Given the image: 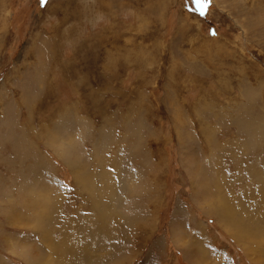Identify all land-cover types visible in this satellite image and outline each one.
<instances>
[{
    "label": "rangeland",
    "instance_id": "obj_1",
    "mask_svg": "<svg viewBox=\"0 0 264 264\" xmlns=\"http://www.w3.org/2000/svg\"><path fill=\"white\" fill-rule=\"evenodd\" d=\"M263 233L264 0H0V264H264Z\"/></svg>",
    "mask_w": 264,
    "mask_h": 264
},
{
    "label": "bare ground",
    "instance_id": "obj_2",
    "mask_svg": "<svg viewBox=\"0 0 264 264\" xmlns=\"http://www.w3.org/2000/svg\"><path fill=\"white\" fill-rule=\"evenodd\" d=\"M222 148V147H221ZM217 153V152H216ZM74 163V162H73ZM78 164V163H77ZM72 167L73 168H76V164H73L72 165ZM75 170V169H74ZM209 175V174H208ZM209 177H210V175H209ZM212 178V177H211ZM206 182H208V181H206ZM205 182V183H206ZM91 183H92V181H88L87 183H86V189L87 188H89V189H87L89 192H91L92 190H93V188L91 187ZM114 188V187H113ZM209 188V187H208ZM103 189L105 190V189H111V187L108 185V184H104L103 185ZM205 190V189H204ZM107 191V190H106ZM209 191V190H208ZM108 192V191H107ZM112 193V192H111ZM205 195V194H204ZM203 195V196H204ZM208 195L209 194H207L206 193V196H205V198H207L208 197ZM110 196H112V195H110ZM213 196H214V198H213ZM213 196H212V198L210 199V198H208V202H210L211 204H212V209H213V211L214 212H216V214L219 216V217H222L223 219H224V221H222V222H224V228L225 229H227V230H230V232L232 233L233 232V234L235 235V238H237V240H238V242H244V244L247 242V240H250V239H252V240H254V238H253V234H255V232L254 233H252L250 230H248V229H245V228H247V226L248 225H246V224H243L241 221L243 220V217L244 216H240L239 215V218H240V220H239V218H238V216H237V213H238V211H239V205H241V203H239V202H234L233 204H231L230 202H225L224 201V203L223 204H220V202H219V198H220V195L219 194H213ZM216 200V202H214ZM230 200V199H229ZM100 204V203H99ZM41 206H42V204H40ZM51 205V203H45V204H43V206L44 207H42V208H40V210H38V216H39V219L41 220V221H46V220H48V219H46V217H48V215H49V213H47V210H46V208H45V206H50ZM101 205V204H100ZM104 205H106V204H103V210H101L100 209V206H96V207H94V208H96V218H97V220H99V221H101L102 219L103 220H105L106 219V217H107V215H108V213H109V210L107 209L106 211L104 210L105 209V206ZM107 207H109L108 205H106ZM102 207V206H101ZM43 209H45V211L44 212H42L43 211ZM98 209V210H97ZM94 210V209H93ZM95 212V211H94ZM37 213V212H36ZM241 215H243L242 213H241ZM245 216H247L248 217V219L247 220H245L246 222L245 223H250V222H252L251 221V219H252V217H251V213L250 212H247L246 214H245ZM253 216V215H252ZM246 217V218H247ZM260 217V216H259ZM36 218H37V215H36ZM39 222V221H38ZM47 222V221H46ZM42 223V222H41ZM40 224V223H39ZM102 223H100V225H101ZM222 224V223H221ZM242 224L244 225V228H242L241 226H242ZM43 229L44 228H42V229H39L40 231L42 230V234L44 235V237H43V239L45 240V241H47V239H48V237H47V233L45 232V231H43ZM45 230V229H44ZM97 233V231H94L93 232V236H95L94 234H96ZM66 235V234H65ZM185 235V234H184ZM97 236V235H96ZM62 239L61 240H65V236H63V237H61ZM182 239V238H181ZM49 240V239H48ZM185 240V239H184ZM183 240V241H184ZM260 241L263 243L264 242V233L261 235V238L259 239V240H257L256 241V243H258L259 245H260ZM64 243V242H63ZM247 246V245H246ZM261 246V245H260ZM247 248V247H246ZM199 249V248H198ZM248 249V248H247ZM193 250V249H192ZM195 250V249H194ZM196 252V251H195ZM203 252V251H202ZM55 255H57L56 257H57V260H62L64 263H65V249H62V251L61 252H57V253H55ZM204 255V254H203ZM203 255H201V256H203ZM197 256V255H196ZM197 257H199V256H197ZM200 259V258H199ZM201 260V259H200ZM206 263V262H205Z\"/></svg>",
    "mask_w": 264,
    "mask_h": 264
},
{
    "label": "snow or ice",
    "instance_id": "obj_3",
    "mask_svg": "<svg viewBox=\"0 0 264 264\" xmlns=\"http://www.w3.org/2000/svg\"><path fill=\"white\" fill-rule=\"evenodd\" d=\"M42 3H44V0H41Z\"/></svg>",
    "mask_w": 264,
    "mask_h": 264
}]
</instances>
